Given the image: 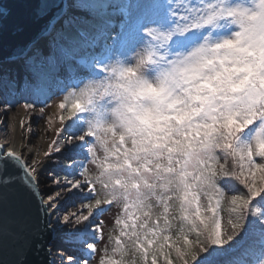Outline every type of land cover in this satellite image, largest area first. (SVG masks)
Listing matches in <instances>:
<instances>
[{
	"label": "snow or ice",
	"instance_id": "obj_1",
	"mask_svg": "<svg viewBox=\"0 0 264 264\" xmlns=\"http://www.w3.org/2000/svg\"><path fill=\"white\" fill-rule=\"evenodd\" d=\"M74 6L88 15L50 23L0 66V89L22 79L25 92L81 71L42 101L55 133L43 152L0 145V250L23 241L12 264H26L30 237L59 224L74 226L61 264H264V0Z\"/></svg>",
	"mask_w": 264,
	"mask_h": 264
},
{
	"label": "water",
	"instance_id": "obj_2",
	"mask_svg": "<svg viewBox=\"0 0 264 264\" xmlns=\"http://www.w3.org/2000/svg\"><path fill=\"white\" fill-rule=\"evenodd\" d=\"M42 2L43 0H0V5L4 6L3 14L0 15V63L17 56V50L27 39L38 34L41 29L57 18L55 14L59 9L55 8L47 14H40ZM48 2L61 5L65 3L64 0H48ZM65 14L58 17L56 22H61ZM30 213L33 219L37 217L35 203L31 205ZM30 240L31 247L24 249L23 259L26 264H52L51 255L47 251L53 240L52 231L44 230L33 234ZM22 244L23 241L7 239L5 247L0 250V258L7 264H12L17 259L16 252ZM38 244L42 247L37 248Z\"/></svg>",
	"mask_w": 264,
	"mask_h": 264
},
{
	"label": "rangeland",
	"instance_id": "obj_3",
	"mask_svg": "<svg viewBox=\"0 0 264 264\" xmlns=\"http://www.w3.org/2000/svg\"><path fill=\"white\" fill-rule=\"evenodd\" d=\"M68 2H69V10L67 13L68 16L64 18V21L74 16H85L87 12L80 11L74 6L76 0H68ZM115 19L118 20L119 17H116ZM64 21L61 24H59L57 27L58 28L61 27L64 24ZM19 63L17 62V65ZM0 66H2L4 69L16 68V66H9L6 61L1 62ZM2 89H0V101H7L8 103L12 104L7 98H5ZM59 94L54 96L47 103L49 105H52V100L57 99ZM31 103H35L36 111H31L27 107H25L27 103L19 102L17 104H12L13 106L10 108V110L5 112V105L0 104V140L3 143H5V141H8L11 138V136L14 135V133L16 132L15 116L16 114L19 116L22 114L23 125L21 131L26 132L27 134L29 133L31 136V139L28 142H26V145H28L30 148H37L38 151L43 152L44 149L46 148L47 142L55 137V133L54 131H52L51 128H48L46 119L40 118L39 109L44 107V104H41L40 101H31ZM52 110H54V106ZM52 110L46 109L49 115H51ZM22 137H23V133H22ZM49 169L60 171L58 165L51 162L47 164L44 171L42 172V174L45 176L43 177V179L44 181H46L47 186H51V181L46 180V174ZM70 205H71V201L67 200L62 205V207H70ZM106 215L111 216V213L110 212L106 213ZM72 227L74 226L70 225L68 227H63L62 230L60 231L62 232V234L57 237L56 242L58 243V247L60 248L61 253H64L68 251L70 248H72V244L68 236V233L71 231ZM58 264H61V255Z\"/></svg>",
	"mask_w": 264,
	"mask_h": 264
},
{
	"label": "trees",
	"instance_id": "obj_4",
	"mask_svg": "<svg viewBox=\"0 0 264 264\" xmlns=\"http://www.w3.org/2000/svg\"><path fill=\"white\" fill-rule=\"evenodd\" d=\"M94 55L92 49H84L82 50L75 60L70 61L73 65H77V61H79V64L77 67L79 69H83L85 65H87L90 60L92 59V56ZM81 75V71L76 72H65L61 71L60 73L54 75V77L51 80L43 81L39 84V88L35 92H25L23 90V80L20 83V80H17L16 88L15 90L9 89V88H3V94L5 98H7L12 104H17L19 102L24 103H31V101H40L41 104L42 101L49 102L51 99H48L49 95H52V93L59 94L60 89L67 84L70 80H76L79 79ZM24 91V92H23ZM56 95H53L52 98ZM246 245H243L241 249H238L233 259H239L241 256V252L243 250V247Z\"/></svg>",
	"mask_w": 264,
	"mask_h": 264
},
{
	"label": "bare ground",
	"instance_id": "obj_5",
	"mask_svg": "<svg viewBox=\"0 0 264 264\" xmlns=\"http://www.w3.org/2000/svg\"><path fill=\"white\" fill-rule=\"evenodd\" d=\"M64 1L67 2L66 0H64ZM68 10H69V8H68ZM56 19H54L52 21V24H54L55 27H56L55 22L57 21ZM59 23H61V22H59ZM6 62L9 66H16L17 65V63L15 61H13L12 59L9 61H6ZM19 80L21 83L22 79H19ZM15 121H16V124H15L16 132L14 133L13 136H11V138L8 141H5V143H3L0 140V145H10V146L19 147L21 145H26V142H28L31 139V136L29 133L27 134L26 132L21 131V128L23 125V115L21 114L19 116L16 114ZM22 133H23V137H22ZM35 149H37V148H35ZM25 155H27V153H25ZM43 177H45V176L41 173V180L42 181H44ZM53 219H55V218H53ZM62 228L63 227L61 225L57 224L55 229L52 230L53 240L49 246L51 248L50 255H51L52 264H58V261L60 259L61 250L58 247V243L56 241H57V237L62 234V232H60L62 230Z\"/></svg>",
	"mask_w": 264,
	"mask_h": 264
}]
</instances>
